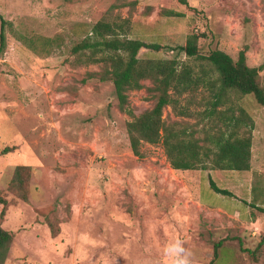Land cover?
<instances>
[{"label":"rangeland","instance_id":"obj_1","mask_svg":"<svg viewBox=\"0 0 264 264\" xmlns=\"http://www.w3.org/2000/svg\"><path fill=\"white\" fill-rule=\"evenodd\" d=\"M188 3L185 17H169L161 0H0V197L9 201L0 224L13 234L4 264H169L163 248L176 239L192 264H264V109L255 98L240 100L255 122L250 171H176L163 142L134 155L132 118L113 83L89 76L102 67L72 54L100 20L133 11L129 38L162 48L142 49L141 59L177 60L199 74L201 62L180 50L197 35L202 56L220 50L237 60L244 50L250 67L264 65V0ZM146 88L130 94L137 116L154 106ZM201 99L193 110H204ZM164 118L196 122L171 107ZM19 166L30 170L27 201L9 190ZM210 177L234 197L214 192Z\"/></svg>","mask_w":264,"mask_h":264},{"label":"trees","instance_id":"obj_2","mask_svg":"<svg viewBox=\"0 0 264 264\" xmlns=\"http://www.w3.org/2000/svg\"><path fill=\"white\" fill-rule=\"evenodd\" d=\"M161 2L162 15L186 16L188 0ZM131 5L132 9L137 7L135 3ZM131 14L127 18L100 20L92 28L91 35L73 47L72 54L80 66L102 67L100 72L89 73V76L113 83L119 109L132 118L127 130L134 155L143 157L141 148L145 143L155 145L163 142L173 170L250 171L255 122L240 100L252 95L264 109V87L260 82L264 65L260 68L250 67L244 50L237 60L220 50L202 56L197 35L190 36L180 50L190 60L201 62L199 74L192 65L185 64L183 67L177 60L141 59L139 54L142 49L160 51L162 48L129 38ZM1 20L0 55H3L7 48V36L6 22L3 17ZM207 66L212 67L211 72ZM145 81H150L152 86L146 88L143 84ZM145 88L154 100V106L137 116L131 106L130 94ZM198 92L202 96V103H205L202 111L193 110ZM182 100L186 103L183 104ZM170 107L178 118L195 119V124L167 122L164 112ZM11 151L12 148L4 150L5 153ZM29 179V168L17 167L9 190L27 201ZM210 187L218 194L234 197L229 190L219 188L211 177ZM0 206H3V219L9 201L0 197ZM261 211L264 212V209ZM50 228L52 235L59 234L53 223ZM12 240L13 234L0 224V264L7 260ZM220 246L219 243L215 247V257Z\"/></svg>","mask_w":264,"mask_h":264},{"label":"clouds","instance_id":"obj_3","mask_svg":"<svg viewBox=\"0 0 264 264\" xmlns=\"http://www.w3.org/2000/svg\"><path fill=\"white\" fill-rule=\"evenodd\" d=\"M192 255L191 250L179 239L169 242L163 248V256L169 260V264H192Z\"/></svg>","mask_w":264,"mask_h":264}]
</instances>
